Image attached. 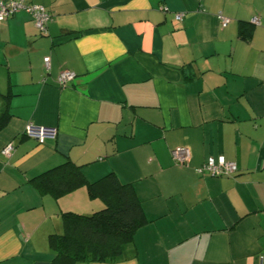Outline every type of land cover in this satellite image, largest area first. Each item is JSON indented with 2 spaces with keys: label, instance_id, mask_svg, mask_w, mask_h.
<instances>
[{
  "label": "crops",
  "instance_id": "0c3cea01",
  "mask_svg": "<svg viewBox=\"0 0 264 264\" xmlns=\"http://www.w3.org/2000/svg\"><path fill=\"white\" fill-rule=\"evenodd\" d=\"M24 1L51 18L45 34L23 11L0 22V264H50L61 214L100 206L28 183L65 161L130 184L145 218L122 259L79 264H264V0ZM28 123L55 139L25 137ZM209 157L237 173L197 175Z\"/></svg>",
  "mask_w": 264,
  "mask_h": 264
},
{
  "label": "trees",
  "instance_id": "16d2710c",
  "mask_svg": "<svg viewBox=\"0 0 264 264\" xmlns=\"http://www.w3.org/2000/svg\"><path fill=\"white\" fill-rule=\"evenodd\" d=\"M250 30L242 23L240 36L247 39ZM0 98L5 99L7 95H0ZM9 118L6 106L0 112V131ZM28 183L38 194L49 195L55 200L84 188L88 199L100 204L87 215L61 214L60 232L48 238L54 253L50 264L117 262L122 259L123 250L132 241L134 232L145 222L132 186L120 183L113 173L89 182L81 167L65 161L33 177Z\"/></svg>",
  "mask_w": 264,
  "mask_h": 264
},
{
  "label": "built area",
  "instance_id": "2783aa9c",
  "mask_svg": "<svg viewBox=\"0 0 264 264\" xmlns=\"http://www.w3.org/2000/svg\"><path fill=\"white\" fill-rule=\"evenodd\" d=\"M27 13L33 22L35 29L40 34H45L46 25L50 21V14L46 9L40 5L27 4L24 0H0V22L12 17L19 12ZM182 15L176 14L174 16L175 21H181ZM220 26L225 27L229 23V19L218 15ZM251 23L258 24L256 18L251 19ZM43 66L47 71L49 69V59H43ZM75 78L72 72H62L57 78V84L59 87H65L68 83H71ZM23 135L29 139L35 140L38 144H44L46 141L54 140L56 137V129L50 127H38L31 123L25 126ZM13 151L11 144H7L1 151V154L5 157H9ZM171 158L174 164L178 167H183L187 164L190 157L189 151L183 147H177L171 150ZM197 175H207L212 178L218 177H230L237 173V165L235 162L226 161L223 157H217L216 159L209 157L198 168L194 169ZM258 264H263V259H259Z\"/></svg>",
  "mask_w": 264,
  "mask_h": 264
}]
</instances>
